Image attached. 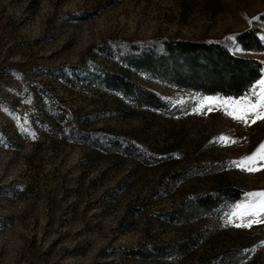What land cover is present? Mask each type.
I'll list each match as a JSON object with an SVG mask.
<instances>
[{
    "label": "rangeland",
    "instance_id": "obj_1",
    "mask_svg": "<svg viewBox=\"0 0 264 264\" xmlns=\"http://www.w3.org/2000/svg\"><path fill=\"white\" fill-rule=\"evenodd\" d=\"M252 27L262 46L235 38ZM163 39L223 41L264 78V0H0V264H264V223L224 219L264 190V169L229 164L264 142V120L196 114L218 95L181 56L131 63ZM117 77L164 104H139ZM224 187L241 198L195 210Z\"/></svg>",
    "mask_w": 264,
    "mask_h": 264
},
{
    "label": "trees",
    "instance_id": "obj_2",
    "mask_svg": "<svg viewBox=\"0 0 264 264\" xmlns=\"http://www.w3.org/2000/svg\"><path fill=\"white\" fill-rule=\"evenodd\" d=\"M258 32V29L252 27L236 34L235 38L242 42L253 40L254 43L262 46ZM154 46L144 47L140 56L132 59L131 63L141 70L144 68L153 71L155 62L161 63L174 55L181 56L183 63L190 68L191 75L197 78V82L201 79L198 70L203 71L202 75L207 81L194 85L203 94L226 96L247 93L263 75L261 61L236 57L223 41L163 39ZM157 49H159L158 53ZM115 79V86L126 96L134 97L139 104L153 106L164 104L161 97L153 91L122 77ZM183 80L181 77L177 78L180 83ZM241 196L242 192L237 188L216 189L212 194L195 196L194 208L195 210L213 209L221 203L239 200Z\"/></svg>",
    "mask_w": 264,
    "mask_h": 264
},
{
    "label": "snow or ice",
    "instance_id": "obj_3",
    "mask_svg": "<svg viewBox=\"0 0 264 264\" xmlns=\"http://www.w3.org/2000/svg\"><path fill=\"white\" fill-rule=\"evenodd\" d=\"M215 108H222L227 116L245 126L257 120H264V78H260L253 90L239 99L201 96L193 103L196 114ZM217 142L225 146L237 143L235 139L223 134L217 138ZM229 164L247 172L264 169V142H261L252 153L230 161ZM228 207L229 211L224 216L227 225L251 228L253 224L264 223V190L245 193L242 200Z\"/></svg>",
    "mask_w": 264,
    "mask_h": 264
}]
</instances>
